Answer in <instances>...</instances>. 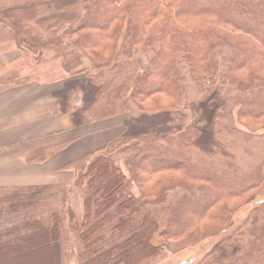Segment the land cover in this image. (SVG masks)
Listing matches in <instances>:
<instances>
[{"label": "trees", "instance_id": "trees-1", "mask_svg": "<svg viewBox=\"0 0 264 264\" xmlns=\"http://www.w3.org/2000/svg\"><path fill=\"white\" fill-rule=\"evenodd\" d=\"M155 45L144 70L137 51ZM11 47L57 62L53 114H67L71 129L120 117L124 130L59 168L72 171L71 183L0 187V213L14 221L0 228V264H62L64 225L78 243L73 264H147L167 244L212 235L218 241L195 264H264V0H0V55ZM2 59L0 93L35 82L18 69L3 75ZM155 96L172 105L144 109ZM204 96L213 116L196 125ZM227 138L243 142L244 162ZM72 188L79 218L67 204ZM43 197L56 209L38 217ZM201 223L215 225L200 232Z\"/></svg>", "mask_w": 264, "mask_h": 264}, {"label": "crops", "instance_id": "crops-1", "mask_svg": "<svg viewBox=\"0 0 264 264\" xmlns=\"http://www.w3.org/2000/svg\"><path fill=\"white\" fill-rule=\"evenodd\" d=\"M0 56L4 58L5 55L1 53ZM84 66L90 67L88 64ZM58 84L32 82L0 93V187L62 184L48 179L57 175L55 172L65 164L81 157L83 153L102 147L118 135L120 127L115 130L114 120L108 119L87 126L90 128H80L72 135L50 137L53 133H61L72 128L67 114H53L57 101L52 94L58 88ZM92 125H98L95 127L99 129L102 139L92 137L91 127H94ZM73 136L79 138L70 146L73 151L68 155L73 156H66V151L70 150L66 149L43 163L26 162V158L33 151ZM82 143L86 146H82ZM75 214L80 216V208ZM65 259L66 253L63 254L62 264H70V260Z\"/></svg>", "mask_w": 264, "mask_h": 264}, {"label": "rangeland", "instance_id": "rangeland-1", "mask_svg": "<svg viewBox=\"0 0 264 264\" xmlns=\"http://www.w3.org/2000/svg\"><path fill=\"white\" fill-rule=\"evenodd\" d=\"M154 47H155V49L152 47L150 50H148L147 52H144V53L140 52V50L137 51L138 59L141 61V64H142L141 66L144 68V70L146 68V62H148L149 59L152 58L153 51L158 50L159 46L155 45ZM7 50L8 49L2 51V53L5 55L4 58L2 59V63L5 64V66H3V68L1 69V73L3 75H6L11 70L18 69L19 71H21L20 76L22 78H24L23 77L24 75H28L27 77L29 78V80H33V81L40 83V84L54 83V82L59 81L63 77V74L60 71L57 62L49 54H47L43 58H41L39 62H36L34 59H32V57H26V56L20 55V53L12 47L10 48V50L16 51L13 54L7 55V54H9V53H7L9 51H7ZM212 91H213V89L211 87H208L207 88V95H209ZM203 99H204L203 100L204 102L209 101V99L206 96H204ZM190 101L196 103L197 105H198V103L202 104L200 97L197 95V93H194V92L192 94H190ZM211 104H212L211 102L206 103L207 108H206L205 112L202 113V115L198 114V115L194 116L196 119V122H195L196 125H198L199 122L203 123L206 118H210V117L212 118V116H213V114H212L213 108L212 107L213 106ZM152 105H155V106H152ZM169 105H172L171 101L165 99L163 96H155V97H152L149 101H147L145 103L144 109L152 110V109H155L156 106L166 108ZM180 112H182L184 115H187L189 117L185 122V125L188 126L192 122L190 110L185 109L184 111L180 110ZM132 116H134V114H131V117ZM117 118H120V117H117ZM117 118L112 119L115 122V124L113 126V128L115 130L119 126ZM159 118L160 119H168L164 115L159 117ZM130 124H132V122ZM92 126H94V127H91L92 137L96 136L97 139H102V138H100L101 133H100L99 129H97V127H95L98 125H92ZM86 128H90V127H86ZM94 128H96V129H94ZM237 129L241 130V128L238 125H237ZM77 130L78 129H76V128L68 129V130L61 132V133H53V134H51L50 137H53L55 135L65 137L68 135L75 134V132H77ZM121 130L123 131L124 129L121 128L117 134L121 133L122 132ZM200 140H201V138H200ZM203 140L204 139L201 140V143L203 142ZM227 140H229V142H231L233 145L232 149L234 150V152L231 150L230 154L235 153V158L237 160H241L244 162L247 154L245 152V149H244L245 145L243 144V142L241 141L242 143H240L237 141H233L229 138H227ZM239 140H241V139L239 138ZM248 144H251L252 145L251 147H253V148L258 146V144L254 143V142H248ZM82 146H86V145H84L82 143ZM71 148L72 147L69 148L70 150L67 149L68 151H66V156H73V155H68L70 152L73 151V149H71ZM86 153H88V152H86ZM83 154H85V153H83ZM257 158H256L257 160H255V162L261 158V155L258 156ZM251 164H252V161H251ZM55 173L57 175H53L52 177H50L48 179L49 181H56V182L59 181L61 183L68 184L71 181V179L73 180V173L70 170L64 171L61 169ZM160 177H161V175L157 176L154 179V181L152 182V184H154V182H158ZM254 194H255V191L251 192L249 195H247L245 200H247L250 196H252ZM79 196H80L79 192L76 189H73L71 192L70 200L67 202V204L70 207L72 206V208L76 212L79 211V205H80V197ZM263 198H264V196H263ZM243 203H244L243 200L239 202L240 207L243 206ZM56 204H57V201L55 199H48V198L44 199V197H43V200L38 205V208H40V209L37 212V216L41 217L45 213L52 212L53 210L56 209L55 208ZM227 205L229 208H231V209L233 208V204L232 205L227 204ZM249 206H251V205H248L245 208L241 209L240 211L238 210L237 212H235L233 214L234 221L238 222L239 220H241L244 217V215L248 212ZM12 216H13L12 214L6 215L5 213H2V214L0 213V224L4 223V225L1 226L0 228H11L12 223L14 222L12 220ZM76 216H77V218H79V214L78 215L76 214ZM214 225L215 224H213V223H209V224L201 223L200 225L197 226V230L200 232L204 231V230L207 231V229L213 227ZM64 226L65 227L63 228L64 233L62 236V245H64V247L67 250L65 260L68 261V259L70 260V257H72V259H73V256L76 254V251L78 250V243L76 242L74 235L68 230L66 225H64ZM214 233L215 232H212L209 234L212 235ZM206 235H208V234H206ZM202 238L203 237H199L197 239L190 240V241L184 242V243L167 244L169 252H165V254L161 255L159 258H156L152 262H148L147 264H195L218 241L217 237H215L213 235L210 237H205L203 240H201ZM160 240H162V239H160L158 236H156L154 239L155 242H153V244L156 246L161 245L162 243ZM71 261H72V263L70 262V264H73V260H71Z\"/></svg>", "mask_w": 264, "mask_h": 264}]
</instances>
